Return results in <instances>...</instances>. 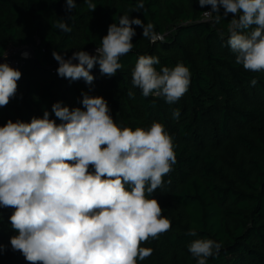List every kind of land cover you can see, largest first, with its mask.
<instances>
[{
	"label": "trees",
	"instance_id": "trees-1",
	"mask_svg": "<svg viewBox=\"0 0 264 264\" xmlns=\"http://www.w3.org/2000/svg\"><path fill=\"white\" fill-rule=\"evenodd\" d=\"M92 2L95 11L85 0H75L76 8L69 11L66 0H0V60L9 46L33 49V57L24 60L20 70L15 96L0 107V127L9 120L30 123L33 117L43 118L45 111L60 124L53 104L85 110L83 94L102 96L120 127L163 124L176 162L148 198L158 200L171 228L140 245L153 251L138 264H197L188 251L195 239L221 244L207 264H264V71H248L236 63L227 43L233 14L224 17L221 7L219 23L205 21L204 12L211 6L202 8L198 0H144V9L138 11V0ZM123 15L152 23L163 41L150 42L141 27L132 25L133 48L120 57L123 67L114 76L102 75L98 64L91 70V85L58 76L54 51L65 59L81 50L90 53ZM58 20L72 31L53 27ZM141 55L158 57L157 71L181 63L189 69L188 90L176 103L144 97L132 85ZM252 79L258 81L255 86ZM175 109L178 120L172 115ZM13 212L0 207V264H30L10 244L18 235L9 220ZM193 229L196 235H188Z\"/></svg>",
	"mask_w": 264,
	"mask_h": 264
},
{
	"label": "clouds",
	"instance_id": "clouds-1",
	"mask_svg": "<svg viewBox=\"0 0 264 264\" xmlns=\"http://www.w3.org/2000/svg\"><path fill=\"white\" fill-rule=\"evenodd\" d=\"M66 3L67 10L76 8L75 0ZM85 3L95 11L92 0ZM198 3L211 6L204 17L215 23L222 19L221 7L224 17L233 14L227 43L236 63L248 71H264V0ZM144 7V0H138L136 10ZM132 25L141 27L152 43L164 39L152 23L123 15L118 25L108 27L96 55L81 50L65 59L54 51L58 76L91 85L96 64L102 75L114 76L123 67L120 57L133 48ZM53 27L72 31L64 20ZM159 63L158 57L141 55L132 85L144 97H163L174 104L188 90L190 71L182 63L157 71L154 66ZM20 78L19 70L0 63V107L15 96ZM250 83L255 86L258 81ZM127 94L134 98L132 91ZM82 104L85 110L53 104L60 124L45 111L43 118L33 117L30 123L9 120L0 127V207L14 209L9 220L18 232L10 239L11 247L30 264H138L153 251L140 245L171 228L158 200L148 196L163 185L176 162L172 138L159 122L148 129L118 126L102 96L83 94ZM172 115L178 120L179 110ZM188 235L195 236V230ZM220 248L212 239H195L188 245L197 264H207Z\"/></svg>",
	"mask_w": 264,
	"mask_h": 264
},
{
	"label": "built area",
	"instance_id": "built-area-1",
	"mask_svg": "<svg viewBox=\"0 0 264 264\" xmlns=\"http://www.w3.org/2000/svg\"><path fill=\"white\" fill-rule=\"evenodd\" d=\"M204 20L209 21L206 20L205 17ZM95 50H92L89 54L96 55ZM24 53H27V56H25ZM5 54H6V61H5ZM5 54L0 60V63L7 62L11 67L20 71L24 67V60L33 57V49L30 46H23V47L9 46ZM73 63H78V61L74 60Z\"/></svg>",
	"mask_w": 264,
	"mask_h": 264
}]
</instances>
